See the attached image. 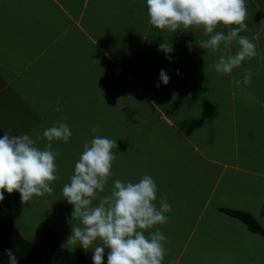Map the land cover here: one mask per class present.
I'll return each instance as SVG.
<instances>
[{"label": "crops", "instance_id": "1", "mask_svg": "<svg viewBox=\"0 0 264 264\" xmlns=\"http://www.w3.org/2000/svg\"><path fill=\"white\" fill-rule=\"evenodd\" d=\"M261 1L246 0L247 13L253 17L246 20L248 31L240 33L256 44L257 55L225 75L213 73L209 60L217 62L221 55H234L238 51L236 42L230 49L221 44L216 51L210 49L212 55H204L199 45L208 37L202 31L171 33L156 29L149 24L146 0H0V69L12 73L13 79L23 80L19 96L22 106L8 113L18 109L20 115H26L25 122L32 120L49 128L54 124L45 120L44 114L67 118L73 101L89 106L91 101L112 97L118 113H147L143 107L149 106L152 117L157 116L140 125L138 131V123L133 124L132 138L107 137L119 123L107 120L105 136L117 142L116 158H123L125 173L135 169L136 174L150 175L157 184L155 203L159 205L166 197L171 205L167 222L154 227L167 237L165 264H202V251L209 252L210 243L224 240L229 252H239L234 245L242 243L248 264H254V252L264 247L261 235L256 238L259 241L251 240L256 233L241 230L240 220L226 213L245 212L258 223L252 208L246 209L245 204L264 207ZM216 31L226 29L218 26ZM189 41L191 50L186 47ZM164 42L173 47V62L158 50ZM246 68L253 73L250 85L243 84ZM161 69L167 70L170 81L157 87ZM123 80L126 85L120 88ZM118 85L120 95L127 97L122 102L116 101L115 93L107 96L105 91L112 92L111 87ZM156 87L162 89L163 106L154 100ZM203 88L231 96L230 105L219 110L217 102L210 103L200 92ZM27 90L32 91L31 96ZM199 94L204 95V105L191 104L190 99ZM57 101L59 111L55 110ZM241 103L238 111L236 105ZM41 108L43 112H39ZM171 156L173 162L169 161ZM234 201L242 202L243 208ZM217 223L218 229L238 224L235 238L247 233L245 239L234 244L214 236ZM220 235L234 239V233ZM219 251L211 255L217 256Z\"/></svg>", "mask_w": 264, "mask_h": 264}, {"label": "clouds", "instance_id": "2", "mask_svg": "<svg viewBox=\"0 0 264 264\" xmlns=\"http://www.w3.org/2000/svg\"><path fill=\"white\" fill-rule=\"evenodd\" d=\"M146 6L149 24L156 29L171 33L202 31L208 37L201 41L202 49L216 51L221 44L230 49L236 42L238 51L234 55H221L214 64L217 73L230 74L246 59L257 55L256 44L240 35L248 31L246 0H146ZM218 26H224L226 32L216 31ZM186 47L191 50L192 42H187ZM158 50L173 62L171 43L160 44ZM252 75L250 70L245 72L244 85L251 84ZM158 81L157 87L169 83L167 70L161 69ZM58 105L59 101L57 111ZM90 131L96 133L98 127L93 126ZM71 135L68 124H54L43 131L48 141L43 150L35 146L28 134L0 137V201L4 200L5 192H18L22 204L52 193V182L59 178L55 163L58 153L51 150L52 142L67 143ZM117 149L116 141L98 135L83 145L70 183L62 189L63 200L72 206L71 215L66 218L71 234L65 246L91 250L92 264H103L105 249L107 264H163L167 237L159 230H149L167 222L171 205L166 197L160 199L159 205L155 203L154 179L145 175L135 183L115 180L110 194L101 195L112 175ZM4 254L8 264H18L11 249Z\"/></svg>", "mask_w": 264, "mask_h": 264}, {"label": "rangeland", "instance_id": "3", "mask_svg": "<svg viewBox=\"0 0 264 264\" xmlns=\"http://www.w3.org/2000/svg\"><path fill=\"white\" fill-rule=\"evenodd\" d=\"M260 8L258 11L261 13H264V0L260 2ZM263 9V11H262ZM252 12V11H251ZM257 13V10H254V13ZM249 17H253V14L248 13V19ZM259 43L261 44V53L262 54V67L261 71L264 72V33L260 35L259 37ZM204 55H212V52L210 49H204L203 50ZM211 61L212 66L214 67L215 61ZM215 69V68H214ZM245 72L249 71V69H245ZM242 72H239V75H242ZM213 73H216L214 70ZM0 127L4 134H8L10 136L12 135H23L28 134L31 136V138L35 141V146L39 149L43 150L46 145L48 144V141L46 138L43 137V131L47 128H43L40 124V122H32L31 121H24V118L26 115L23 113L20 115L19 110H13L12 112L15 113H8L10 110H12L14 107H20L22 106L21 101L19 100L20 91L23 90V80L15 78L13 79L11 76H13L12 73H7L6 71L0 69ZM227 75V74H225ZM224 75V76H225ZM260 75V74H259ZM6 82H9V85H6ZM126 85V82L123 80L120 82V88H124ZM9 86V87H8ZM8 87V88H7ZM191 88V87H190ZM196 87H193L195 89ZM112 92L105 89L107 92V96L112 95L115 93L116 95L114 98L118 102H122L127 97L121 96L119 90V85L111 87ZM13 90L17 91L16 94H14ZM238 87L236 88V92L238 93ZM188 91H185L187 93ZM201 93H204L208 96L209 102H217L220 106V109H223L222 106L228 107L231 103V96H226V94H220L219 92L215 91H209L200 89ZM28 96H31L32 91L27 90L26 93ZM77 95V93H76ZM238 95V94H237ZM236 95V97H237ZM14 96V97H13ZM240 96V95H239ZM154 100L156 103L163 106L165 103L163 101V92L162 89L159 88V90H154ZM72 97H69L68 100H71ZM244 99V96H243ZM99 101H91L89 106H87V102H85L84 106H81L79 103L75 104L73 101L70 106V111L67 109L66 115L67 118L64 116L63 118H59L58 115L55 113L53 115L44 114L42 117L49 121V123L56 124L58 122H63L69 125L72 135L67 143H62L61 141H53L52 142V148L51 150L58 153L56 156V175L59 177L56 181L52 182V187L54 191L50 194L46 193L42 197H33V199L25 204L21 203V213L16 219V227L20 231V234L28 241L35 242L39 240L43 233L46 230H51L58 234L61 238V245L63 248L70 250V251H76L79 250L83 252L87 258V260L92 261V251L89 250L88 252L83 251L80 247H66L65 241L67 237L71 234L70 232V225L66 223V218L70 217L72 212V206L69 205L65 200H63V194L62 189L65 184L70 183V177L74 173V166L75 163L79 160L80 155L83 152V145L87 142H89L94 135L102 136L104 137L107 135L105 133V122L107 120L111 119V122L117 121L118 124L115 125V128L111 131L110 135L107 137H115L116 135H128L130 138H132L131 130L134 127L133 124L138 123L137 128L135 129L138 131L140 125H146L148 123V120L150 121L152 118H157L155 115L152 117L151 115V108L149 106L143 107V109H147V113L142 114H135L131 112L121 111V113H118V110L114 108L112 97H103L99 98ZM191 104H196L197 106L204 105L203 103L206 102L204 95L199 94L193 98L190 99ZM107 101V103L105 102ZM189 102V99H188ZM238 111L242 107V103L239 105H236ZM65 110V109H64ZM105 111V112H104ZM237 111V112H238ZM39 112H43V109L41 108ZM65 113V112H64ZM141 115L145 117H141ZM124 116V117H123ZM59 118V119H58ZM143 120L141 124L140 121ZM93 126L98 127V131L96 133H92L90 130ZM172 134V131L170 132ZM106 137V136H105ZM179 150V148L177 147ZM114 152L116 150H113ZM163 151H165L163 149ZM166 152V151H165ZM116 158L114 163H112V175L108 179V187L104 190L101 195H108L110 194V190L112 188L113 182L115 180H119V177H123V182H139L140 179L143 178V176L147 175V173H137L136 170L132 169L129 172L125 173V169H127V166L125 162L123 163V158ZM174 157L171 156L169 161L173 162ZM123 160V161H122ZM187 170V169H186ZM126 177V181H125ZM98 203V201H94V204ZM235 204H237L239 207L243 208L242 202L234 201ZM253 203L249 204V207L246 206L245 208L249 209L252 208L251 212L256 216V219L259 225L262 229H264V207L261 205H254ZM194 211V207L191 209ZM219 223V222H218ZM218 223L216 224L217 228L214 229V236H219L220 238H226L228 241L233 242L234 244L237 243L238 239H245L243 236H245L247 233L243 234L241 237H237L238 234H235L237 232L238 224L240 225L241 230L243 228L247 229V226L241 222L238 221V224H228L220 227L218 229ZM154 227H158L157 225ZM171 227V225H170ZM201 227V225H200ZM154 231V228L152 229ZM211 230V229H210ZM213 232V230H211ZM249 231V230H248ZM220 233H226V234H232L234 233V239L230 235H224L221 236ZM255 234V233H254ZM258 237V234L252 235L251 240L253 241H259L256 239ZM227 241V242H228ZM261 241V240H260ZM262 242V241H261ZM232 243V244H233ZM212 244V250L202 251L203 254V263L202 264H248L247 262V256L245 252V246L242 245V243H237L234 245L237 248V251L239 252H229L231 249H228L224 247V242L216 243L215 241ZM208 245V243H206ZM219 251V254L217 256H212L211 253H216V251ZM247 248V253H248ZM107 252L108 250L105 249L104 253V260H107ZM250 253L253 255L252 251ZM207 258V260L205 259ZM166 261V258L164 257ZM167 262V261H166ZM254 264H264V247L261 248V250H258L254 252V261L252 262ZM163 264H165L163 262ZM188 264V263H185Z\"/></svg>", "mask_w": 264, "mask_h": 264}, {"label": "trees", "instance_id": "4", "mask_svg": "<svg viewBox=\"0 0 264 264\" xmlns=\"http://www.w3.org/2000/svg\"><path fill=\"white\" fill-rule=\"evenodd\" d=\"M3 135L0 130V137ZM4 196V200L0 201V264H8V257L4 254L8 249L16 255L18 264H92L83 252L63 248L60 236L51 230H46L35 242L26 240L16 227V219L21 213L20 195L18 192H5ZM226 213L239 219L250 232L264 239V229L251 215L239 211ZM103 264H106L105 260Z\"/></svg>", "mask_w": 264, "mask_h": 264}]
</instances>
